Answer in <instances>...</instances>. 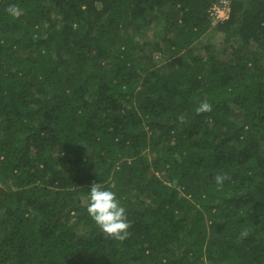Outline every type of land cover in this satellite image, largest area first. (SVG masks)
Returning <instances> with one entry per match:
<instances>
[{"label": "trees", "instance_id": "trees-1", "mask_svg": "<svg viewBox=\"0 0 264 264\" xmlns=\"http://www.w3.org/2000/svg\"><path fill=\"white\" fill-rule=\"evenodd\" d=\"M216 1L0 0V264H264V0Z\"/></svg>", "mask_w": 264, "mask_h": 264}, {"label": "clouds", "instance_id": "clouds-1", "mask_svg": "<svg viewBox=\"0 0 264 264\" xmlns=\"http://www.w3.org/2000/svg\"><path fill=\"white\" fill-rule=\"evenodd\" d=\"M5 11L13 18H19L24 14L23 9L16 4L9 5ZM212 110L213 105L207 100L200 102L194 109L197 115L210 113ZM178 119L180 123L185 122L183 114ZM228 179L229 177L225 174L215 175L214 181L217 189H222ZM87 211L96 224L108 235L117 240H124L128 237V230L132 224L128 220L125 207L121 205L114 191L106 190L102 184L93 183L90 188ZM242 235L246 236L247 232H243Z\"/></svg>", "mask_w": 264, "mask_h": 264}, {"label": "built area", "instance_id": "built-area-1", "mask_svg": "<svg viewBox=\"0 0 264 264\" xmlns=\"http://www.w3.org/2000/svg\"><path fill=\"white\" fill-rule=\"evenodd\" d=\"M230 1L231 0H217L210 7V15L215 17L217 20L227 19L230 12Z\"/></svg>", "mask_w": 264, "mask_h": 264}]
</instances>
